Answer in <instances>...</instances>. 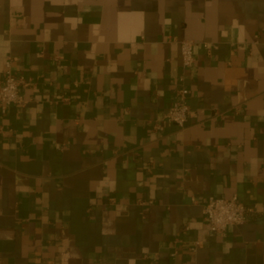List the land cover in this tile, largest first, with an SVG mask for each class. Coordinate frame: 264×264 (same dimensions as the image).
I'll return each instance as SVG.
<instances>
[{"label": "crops", "instance_id": "0c3cea01", "mask_svg": "<svg viewBox=\"0 0 264 264\" xmlns=\"http://www.w3.org/2000/svg\"><path fill=\"white\" fill-rule=\"evenodd\" d=\"M8 56L0 264H264V0H0V84ZM231 195L254 212L208 231Z\"/></svg>", "mask_w": 264, "mask_h": 264}, {"label": "built area", "instance_id": "2783aa9c", "mask_svg": "<svg viewBox=\"0 0 264 264\" xmlns=\"http://www.w3.org/2000/svg\"><path fill=\"white\" fill-rule=\"evenodd\" d=\"M203 47L208 48L207 44ZM194 42L191 39H183L179 43L181 66L187 70L193 67ZM15 58L8 56L5 60L4 76L0 84V112L5 113L11 104H22V89L28 85L24 76L12 72L11 65ZM183 78H181L182 80ZM188 90L181 85L175 90L174 99L168 110L162 116V120L171 122L183 128L191 116V111L186 102ZM155 129H161L159 123L153 125ZM254 212V206H248L238 200L236 195L229 197L209 196L202 205L203 221L210 232L222 234L228 225H242Z\"/></svg>", "mask_w": 264, "mask_h": 264}]
</instances>
